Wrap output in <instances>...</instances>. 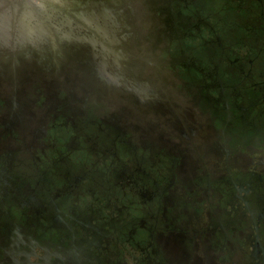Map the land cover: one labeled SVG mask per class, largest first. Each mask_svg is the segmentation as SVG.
<instances>
[{
    "label": "flooded vegetation",
    "instance_id": "flooded-vegetation-1",
    "mask_svg": "<svg viewBox=\"0 0 264 264\" xmlns=\"http://www.w3.org/2000/svg\"><path fill=\"white\" fill-rule=\"evenodd\" d=\"M36 6L0 29V264H264V0Z\"/></svg>",
    "mask_w": 264,
    "mask_h": 264
},
{
    "label": "rangeland",
    "instance_id": "rangeland-1",
    "mask_svg": "<svg viewBox=\"0 0 264 264\" xmlns=\"http://www.w3.org/2000/svg\"><path fill=\"white\" fill-rule=\"evenodd\" d=\"M39 0H7L8 4L6 5V9L8 11V14L10 15V19L15 18L17 19L18 17H21L23 13L26 11H29L33 14V19L31 20V23L35 22H42L43 24H46V22L55 21V20H61V17L64 16L62 12L54 10L52 7H43V9L37 8L36 3ZM46 1V0H45ZM219 6L217 4L215 7ZM4 8V7H3ZM41 12V13H40ZM52 12L53 17L46 16L44 17L43 15H48ZM44 17V20L42 19ZM14 19V20H15ZM38 19V20H37ZM50 31V30H49ZM61 31V30H60Z\"/></svg>",
    "mask_w": 264,
    "mask_h": 264
},
{
    "label": "bare ground",
    "instance_id": "bare-ground-1",
    "mask_svg": "<svg viewBox=\"0 0 264 264\" xmlns=\"http://www.w3.org/2000/svg\"><path fill=\"white\" fill-rule=\"evenodd\" d=\"M3 5H4V0H0V8H3ZM1 10L2 11L0 12V29H4L3 27L6 26L8 21V11L6 8ZM32 16L33 14L30 12V10L24 13V17H30L32 19ZM30 18H28L29 21H31ZM24 19L25 18H23V20Z\"/></svg>",
    "mask_w": 264,
    "mask_h": 264
}]
</instances>
